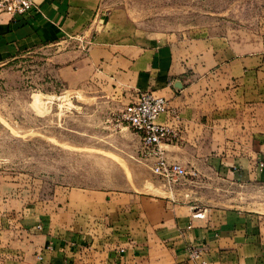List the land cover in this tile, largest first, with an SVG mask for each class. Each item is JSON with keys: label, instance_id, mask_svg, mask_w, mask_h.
I'll list each match as a JSON object with an SVG mask.
<instances>
[{"label": "crops", "instance_id": "crops-1", "mask_svg": "<svg viewBox=\"0 0 264 264\" xmlns=\"http://www.w3.org/2000/svg\"><path fill=\"white\" fill-rule=\"evenodd\" d=\"M33 1L0 15V66L51 48L64 89L122 106L140 91L167 98L157 121L177 141L164 155L194 175L168 181L146 156L158 178L143 189L59 187L42 198L0 170V264H198L191 249L209 264H264V212L231 192L264 187V40L234 55L204 41L133 40L99 17L103 0Z\"/></svg>", "mask_w": 264, "mask_h": 264}, {"label": "rangeland", "instance_id": "rangeland-1", "mask_svg": "<svg viewBox=\"0 0 264 264\" xmlns=\"http://www.w3.org/2000/svg\"><path fill=\"white\" fill-rule=\"evenodd\" d=\"M102 10L133 40L204 41L232 55L264 40V0H103ZM50 57L48 48L0 66V170L42 198L59 187L125 191L156 180L138 135L120 123L123 106L55 84ZM231 192L264 212V187Z\"/></svg>", "mask_w": 264, "mask_h": 264}, {"label": "built area", "instance_id": "built-area-1", "mask_svg": "<svg viewBox=\"0 0 264 264\" xmlns=\"http://www.w3.org/2000/svg\"><path fill=\"white\" fill-rule=\"evenodd\" d=\"M34 7L33 0H0V15L7 14L15 18L32 11ZM84 46H87L86 42ZM167 104L168 100L163 96L140 91L134 101L122 107L119 117L120 123L138 135L143 154L155 158L152 171L171 181L175 178L180 179L187 175H194V173H188L183 166L169 161L164 155L162 145L177 141L176 132L169 126L157 121L160 114L168 111ZM257 164L264 167V156L258 160ZM189 256L198 260V264H209L201 256L199 249H191ZM38 258L40 259L41 256L39 255Z\"/></svg>", "mask_w": 264, "mask_h": 264}]
</instances>
